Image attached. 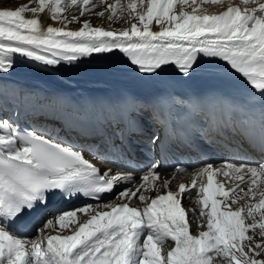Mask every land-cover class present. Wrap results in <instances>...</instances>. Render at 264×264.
Instances as JSON below:
<instances>
[{"label":"snow or ice","instance_id":"obj_1","mask_svg":"<svg viewBox=\"0 0 264 264\" xmlns=\"http://www.w3.org/2000/svg\"><path fill=\"white\" fill-rule=\"evenodd\" d=\"M210 6L223 10L210 13ZM45 11L59 27L42 25ZM92 15L130 26H93L86 18ZM93 61L122 63L111 71L143 83L164 74L191 81L205 65L219 63L245 82L247 99L192 111L206 125L252 139L234 118L250 124L243 117L258 105L264 154V0H28L0 9V83L20 65L60 71ZM149 115V124L129 120L130 135L121 136L119 149L126 163L115 172L51 134L21 130L0 117V264H264V155L218 166L207 157L224 146L222 139L185 141L166 114L150 108ZM131 136L142 140V161L133 158ZM175 140L195 148L201 166L178 162L162 179V161ZM101 159L119 167L115 159ZM183 175H193L189 185L179 183ZM185 193L199 208L191 218L182 205ZM80 196L96 203L57 207ZM241 200L248 203L233 207ZM137 201L143 206H134ZM193 222L206 230L193 233Z\"/></svg>","mask_w":264,"mask_h":264},{"label":"bare ground","instance_id":"obj_2","mask_svg":"<svg viewBox=\"0 0 264 264\" xmlns=\"http://www.w3.org/2000/svg\"><path fill=\"white\" fill-rule=\"evenodd\" d=\"M109 2L113 3L114 0H109ZM25 3H28V1L23 0L19 2H14L13 0H0V9H5V8L15 9L16 7L20 6L21 4H25ZM234 3H238V2H234ZM101 10L103 9L101 8ZM222 10L223 9L216 7V6L208 7V11L210 13H219ZM69 11H71V8L66 9V12H69ZM27 15H28V18H32L30 14H27ZM94 16L95 15H93V17ZM40 20L44 27H47L50 24L51 26H54V27L60 26L59 24H56L50 20L49 14L47 13V11L41 14ZM105 20L101 23L94 24L93 26H102L105 29H114L117 31L124 29V28H128L130 26L129 23H127L125 27L118 28L112 23H109L108 21L105 22ZM69 27L75 30L79 26L76 24H73V25H70ZM152 30L153 31L159 30L155 26V22H153ZM96 63H97L96 61L91 62V63H84V64L79 65V66H83L82 68H76L75 70H66L69 67L63 66V68L60 71H47L44 69L36 68L34 65H20L19 70L9 77H13V76H16L17 73H21L20 78L23 80H27V81L34 82V83H40L39 80H42L43 87H45L46 83H49V82H60L62 84L57 85L54 88L60 91H66L67 93L64 95L66 99L73 100L75 97L86 99L88 97L87 90H86L87 87L114 88L115 85L120 84L114 81L107 84L106 82H108L109 80L104 79L106 78V74H108L107 71L101 70V72H99V70H95V69L89 70V68L91 67H96L97 66ZM72 87H76L78 88V90L76 92L70 91ZM135 175L138 176L139 174L136 173ZM165 176L166 175L164 174L162 176V179L170 178V175L168 177H165ZM192 179H193V175H190V176L183 178L180 183L188 184V183H191ZM173 191H175V188L173 189ZM162 192L163 190L161 189V194ZM146 193L148 192H145L144 194ZM150 195L154 196L155 193H150ZM194 203H195L194 200H190V201L183 200V205L185 206L184 208L186 210H188V207L186 205L190 204V206H192ZM134 206L142 207L143 205L139 204V202L137 201V205H134ZM190 216L192 217V214ZM193 225L194 224L192 223L191 228L193 227Z\"/></svg>","mask_w":264,"mask_h":264},{"label":"rangeland","instance_id":"obj_3","mask_svg":"<svg viewBox=\"0 0 264 264\" xmlns=\"http://www.w3.org/2000/svg\"><path fill=\"white\" fill-rule=\"evenodd\" d=\"M14 2H19V1H23V0H13ZM28 1V0H27ZM114 2H115V0H114ZM113 2V3H114ZM101 8L102 7H100V8H98L97 10H101ZM103 9V8H102ZM70 12V11H69ZM77 15H78V13H77ZM107 15V14H106ZM86 18H88V19H92V21H93V25L94 24H97V23H101V22H103L106 18H103V19H100V18H96L95 16L93 17V15L92 16H90V17H86ZM107 21V19L105 20V22ZM113 25H115L116 27H118V28H122V27H125L126 26V22H123V21H120V22H113L112 23ZM195 204V203H194ZM187 207L188 206H190V204H188V205H186ZM194 209V208H193ZM195 229V225H193V227H192V229Z\"/></svg>","mask_w":264,"mask_h":264}]
</instances>
